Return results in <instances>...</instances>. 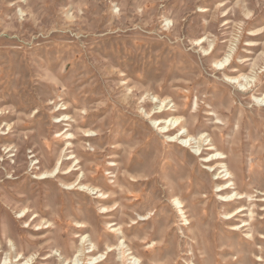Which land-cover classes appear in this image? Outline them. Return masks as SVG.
<instances>
[{"label":"rangeland","instance_id":"obj_1","mask_svg":"<svg viewBox=\"0 0 264 264\" xmlns=\"http://www.w3.org/2000/svg\"><path fill=\"white\" fill-rule=\"evenodd\" d=\"M263 95L264 0H0V264H264Z\"/></svg>","mask_w":264,"mask_h":264},{"label":"bare ground","instance_id":"obj_2","mask_svg":"<svg viewBox=\"0 0 264 264\" xmlns=\"http://www.w3.org/2000/svg\"><path fill=\"white\" fill-rule=\"evenodd\" d=\"M203 41H202V39H198V41L196 42L197 44H201ZM203 50H205V49H203ZM229 54V53H228ZM226 55H227V53H226ZM229 56H225L223 59H221V60H219L218 62H216V65L218 66V65H221V64H224V63H226L227 61H229ZM243 77V76H242ZM245 80H246V78L245 77H243ZM226 79H228V80H230V81H239V76H236V77H230L229 76V78H226ZM247 82L246 83H244V84H242V83H240L239 85L240 86H243V87H246L247 86ZM260 99V98H259ZM258 99V100H259ZM262 99H264V95H263V98ZM261 99V100H262ZM160 104V103H159ZM158 104V105H159ZM163 104H164V101H162L161 102V104H160V106H158V111H157V113L158 112H160V111H162L163 109ZM152 113V112H151ZM156 114V112L154 113H152V115L150 116V121H151V123H152V125L155 127V128H157V130L160 132V133H164L165 134V138L167 139V140H179L180 141V143H182V144H184V145H190V141H191V139H192V137L190 136V135H186L185 133H186V130L184 129L183 130V127H181V128H179L178 129V131L176 132V134H174V135H169L170 133V130L172 129V127L174 126V125H179V121H180V117H171V118H153V116ZM148 115H150V112L148 113ZM69 116V115H68ZM68 119V117L66 116V115H64L62 118H60V121H64V120H67ZM162 119V120H161ZM157 125V126H156ZM65 131V130H64ZM171 131H173V130H171ZM68 133V132H67ZM67 133H58V136H63V138H65L66 139V145L62 148V150H61V153H63L64 151H66L68 148H69V146H70V142L69 141H67V139L69 140L71 137H70V135H68ZM204 133V132H203ZM173 134V133H172ZM206 134V133H205ZM92 135V133H87L86 132V135L85 136H91ZM204 136V134H202V135H200L199 136V138H198V140H200V139H202V137ZM178 141V142H179ZM210 141H211V139H210ZM212 146V145H211ZM192 147V146H191ZM215 148H217V146L215 147ZM209 149V148H208ZM222 153H220V152H218V151H215L214 153H212L210 156H211V158L209 159H206L207 161H214V160H217V162L214 164V165H216V166H209V170H211L212 169V171L213 170H217V169H219L220 171H219V173H217L218 174V176H217V178H222V180H224V182L223 183H221V184H218L217 185V190L219 191V192H226V193H221V194H219V197H218V199L222 202V204L223 205H231V203H233L235 200H239V199H242L243 197H245V196H243L241 193H239V192H237V191H235V190H233L234 188H235V186L233 187V188H231L233 185H234V183H233V179L231 180V178H230V172L228 171V169H227V167L225 166V164L224 163H222V162H220V161H218V159H221L222 157H220V155H221ZM213 156H215L214 157V159H212L213 158ZM71 158H73L72 156H70L68 159H71ZM63 159V158H62ZM62 159H61V157H59L58 159H57V162H56V164H55V167H54V169H53V171H51V172H49V171H44V172H40V173H38L37 175H35V178H37V179H48L49 177H53L56 173H57V171L59 170V165L62 163ZM113 164V163H112ZM77 169V168H76ZM72 170V168L71 167H69V169H68V172H70ZM65 172H66V170H65ZM232 175V174H231ZM76 185H79L80 186V189H82V191L83 190H88V191H94L93 190V188H91L90 186H88L87 184H81V183H78V184H76ZM72 186H74V184H72V185H65V187L66 188H71ZM229 189H230V191H229ZM232 190V191H231ZM95 191H96V189H95ZM97 193V192H96ZM93 194H95V193H93ZM250 197V196H249ZM175 204H176V206L177 207H179L178 205H179V202H177V201H175ZM104 210V209H103ZM245 210V208H244V205H240V206H237V207H234L232 210H230V211H228V212H226V213H224V215H225V218L226 219H228V220H231V221H233L234 219H235V217L238 215V214H241L243 211ZM27 211V208L25 207V208H23L21 211H20V214L21 215H24L25 214V212ZM107 211H104V213H106ZM178 212H179V214L183 217V218H185L184 217V212H183V210L180 208L179 210H178ZM18 213H19V211H18ZM19 214V215H20ZM20 215V216H21ZM35 215V214H34ZM142 219H145L144 217H142ZM253 220V213L252 212H249V220H242V223L241 224H231L230 225V229L231 230H241L242 228H245V227H249L250 228V232H246V238L248 239V240H252L253 238H254V235H253V233H252V231H251V221ZM185 221H187L186 219H185ZM113 223V222H112ZM187 223H188V225L190 224V222H188L187 221ZM76 225H77V227H79V228H83V227H85L82 223H80V222H76ZM111 226V228L112 227H114L113 228V231H119V227H116L114 224H112V225H110ZM122 232V231H121ZM80 237V240H81V245H83L84 244V242H86V240H87V236L86 235H84L83 234V236L82 235H80L79 236ZM261 238H264V235L263 236H261ZM11 242V241H10ZM88 244V243H87ZM122 246V247H121ZM90 247H91V249H93V247H94V244H91L90 245ZM120 248H121V250H122V252L121 253H123V254H125V251L123 250L124 248H123V245H120ZM1 249V248H0ZM13 249V248H12ZM80 249V248H79ZM130 250V249H129ZM6 252V251H5ZM56 255V254H55ZM99 256H96V257H92V258H90V261H92V260H94V261H92L91 263L92 264H94V263H97V262H100V261H98V259L99 258H102L103 257V253H99L98 254ZM19 256V255H18ZM72 258V257H71ZM263 258V257H262ZM33 259L34 258H32V257H27L25 260H24V264H27L28 262H30V261H33ZM132 259H134V262L132 263V264H136V262H137V259L136 258H132ZM103 260V259H102ZM101 260V261H102ZM131 260V259H130ZM258 260H261V258H258ZM9 261V258H7V257H5L4 259H3V261H2V264H7V262ZM78 261V254L77 255H74L73 256V258H72V262H73V264H75V262H77ZM33 263V262H32ZM82 263V262H81ZM190 264H194L193 262H190Z\"/></svg>","mask_w":264,"mask_h":264}]
</instances>
